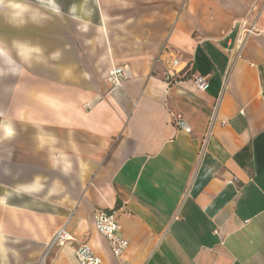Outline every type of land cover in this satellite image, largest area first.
<instances>
[{"label":"crops","instance_id":"1","mask_svg":"<svg viewBox=\"0 0 264 264\" xmlns=\"http://www.w3.org/2000/svg\"><path fill=\"white\" fill-rule=\"evenodd\" d=\"M0 18L51 42L0 58V264L38 262L64 226L51 264L82 244L102 264H264V0H1Z\"/></svg>","mask_w":264,"mask_h":264},{"label":"built area","instance_id":"2","mask_svg":"<svg viewBox=\"0 0 264 264\" xmlns=\"http://www.w3.org/2000/svg\"><path fill=\"white\" fill-rule=\"evenodd\" d=\"M249 34H253V29L246 30ZM181 71H179V61L172 60L169 64V68L165 75V81L169 84L179 82L182 77ZM126 79L125 71L123 68H116L111 72L108 81L111 85L116 88L120 86L122 82ZM199 91H206L209 88V80L205 76H193L191 79ZM176 127L181 131H184L188 134L192 132L187 122L178 118L176 120ZM94 227L97 232L107 240L110 245L111 252L115 258H121L123 253L129 247V242H127L121 236L122 227H120L118 222L117 214L113 211L107 210H98L94 215ZM74 241V236L71 235L66 226L61 227L57 232L51 242L48 244V247L42 254L38 262L35 263H26V264H51L49 260L51 251L54 249L62 248L67 243H72ZM76 260L79 264H102V260L95 254L90 245L82 244L75 251Z\"/></svg>","mask_w":264,"mask_h":264},{"label":"rangeland","instance_id":"3","mask_svg":"<svg viewBox=\"0 0 264 264\" xmlns=\"http://www.w3.org/2000/svg\"><path fill=\"white\" fill-rule=\"evenodd\" d=\"M7 20L8 23H6L5 20L4 22H2L0 18V58H2L3 60L10 58L6 53L5 49L10 48L15 54L17 52V48L19 47V42H25L28 46L43 45L49 47V45L51 44L49 38L39 37V30L44 29V24L41 25L42 27L38 28V26H34L33 24L28 22L26 24L18 25V23H12L10 19ZM3 46H5V49ZM22 54L24 55H22L23 58L29 55L28 53L24 52H22ZM28 57L25 58L27 59ZM11 64V67H13L14 64L12 60ZM0 81L2 83L3 79L0 78Z\"/></svg>","mask_w":264,"mask_h":264},{"label":"clouds","instance_id":"4","mask_svg":"<svg viewBox=\"0 0 264 264\" xmlns=\"http://www.w3.org/2000/svg\"><path fill=\"white\" fill-rule=\"evenodd\" d=\"M22 43V42H21ZM30 47H33V48H39L40 50V53L42 54L43 53V49L40 48L39 46H33V45H30ZM61 53L59 51L55 52V53H52L50 58L52 59L53 57H57V56H60ZM13 73H9V75H12Z\"/></svg>","mask_w":264,"mask_h":264},{"label":"trees","instance_id":"5","mask_svg":"<svg viewBox=\"0 0 264 264\" xmlns=\"http://www.w3.org/2000/svg\"><path fill=\"white\" fill-rule=\"evenodd\" d=\"M190 74H191V71H186V76L185 77H188Z\"/></svg>","mask_w":264,"mask_h":264},{"label":"bare ground","instance_id":"6","mask_svg":"<svg viewBox=\"0 0 264 264\" xmlns=\"http://www.w3.org/2000/svg\"><path fill=\"white\" fill-rule=\"evenodd\" d=\"M24 52V51H23ZM24 53H27V52H24Z\"/></svg>","mask_w":264,"mask_h":264}]
</instances>
